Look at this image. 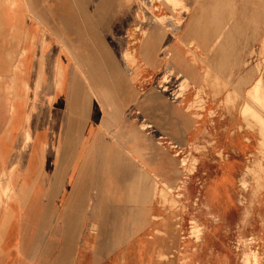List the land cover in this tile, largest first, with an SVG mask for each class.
<instances>
[{
  "label": "rangeland",
  "instance_id": "374dc122",
  "mask_svg": "<svg viewBox=\"0 0 264 264\" xmlns=\"http://www.w3.org/2000/svg\"><path fill=\"white\" fill-rule=\"evenodd\" d=\"M51 8L61 127L0 181V264H264V0Z\"/></svg>",
  "mask_w": 264,
  "mask_h": 264
},
{
  "label": "crops",
  "instance_id": "0c3cea01",
  "mask_svg": "<svg viewBox=\"0 0 264 264\" xmlns=\"http://www.w3.org/2000/svg\"><path fill=\"white\" fill-rule=\"evenodd\" d=\"M60 1L0 0V181L6 186L18 188L20 182L34 181L45 161H52V140L61 126L57 132L53 129L48 99L40 91L49 82L51 7ZM71 1L76 6L79 0ZM134 56L124 53L130 61ZM56 67L62 69L60 64ZM238 91L236 87L234 93ZM1 250L2 241L0 255Z\"/></svg>",
  "mask_w": 264,
  "mask_h": 264
},
{
  "label": "bare ground",
  "instance_id": "6f19581e",
  "mask_svg": "<svg viewBox=\"0 0 264 264\" xmlns=\"http://www.w3.org/2000/svg\"><path fill=\"white\" fill-rule=\"evenodd\" d=\"M166 1H169V2H171L170 0H166ZM175 1V2H174ZM173 2H174V4L175 3H179L180 1L179 0H174ZM133 56V54H131L130 55V57H132ZM249 80V79H248ZM262 85V84H261ZM261 92L263 93V95H264V88H263V86H262V89H261ZM143 174V173H142ZM136 195V194H135ZM142 195V194H141ZM147 196V195H146ZM144 197V196H143ZM143 201V200H142ZM44 247V246H43ZM44 250H45V248H44ZM246 257L244 256V259H245ZM248 260V259H247Z\"/></svg>",
  "mask_w": 264,
  "mask_h": 264
}]
</instances>
